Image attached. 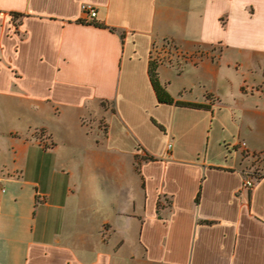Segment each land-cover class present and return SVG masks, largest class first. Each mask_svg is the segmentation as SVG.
<instances>
[{"label":"crops","instance_id":"0c3cea01","mask_svg":"<svg viewBox=\"0 0 264 264\" xmlns=\"http://www.w3.org/2000/svg\"><path fill=\"white\" fill-rule=\"evenodd\" d=\"M0 99V264H264V0H0Z\"/></svg>","mask_w":264,"mask_h":264},{"label":"rangeland","instance_id":"374dc122","mask_svg":"<svg viewBox=\"0 0 264 264\" xmlns=\"http://www.w3.org/2000/svg\"><path fill=\"white\" fill-rule=\"evenodd\" d=\"M19 110L20 105L18 102L8 99H0V139L2 141H6L9 137L6 134L8 130L16 128L13 131H22L20 129L23 127L21 124L22 120L20 119V115H16ZM34 134L36 136V132Z\"/></svg>","mask_w":264,"mask_h":264},{"label":"built area","instance_id":"2783aa9c","mask_svg":"<svg viewBox=\"0 0 264 264\" xmlns=\"http://www.w3.org/2000/svg\"><path fill=\"white\" fill-rule=\"evenodd\" d=\"M81 10H82L83 14L85 15L86 22L88 21V23H89V22H93L95 20V18L97 16V9L94 6L88 5V4H83L81 6ZM241 146L244 147L245 144L242 143ZM244 175H245V178L243 180V187L249 189L253 185V181H252L251 177L258 178L259 173L257 171H254V170L253 171L248 170V171H245ZM4 192H5V188L3 185V181L0 178V193H4Z\"/></svg>","mask_w":264,"mask_h":264},{"label":"trees","instance_id":"16d2710c","mask_svg":"<svg viewBox=\"0 0 264 264\" xmlns=\"http://www.w3.org/2000/svg\"><path fill=\"white\" fill-rule=\"evenodd\" d=\"M149 74L158 103L171 104L172 100L169 95L158 85L156 67L151 66Z\"/></svg>","mask_w":264,"mask_h":264}]
</instances>
